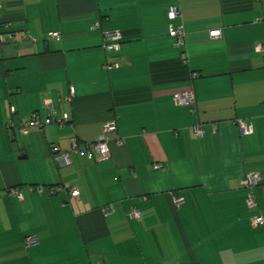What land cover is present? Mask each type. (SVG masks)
<instances>
[{"label":"crops","instance_id":"0c3cea01","mask_svg":"<svg viewBox=\"0 0 264 264\" xmlns=\"http://www.w3.org/2000/svg\"><path fill=\"white\" fill-rule=\"evenodd\" d=\"M106 30L118 50L103 49ZM260 44L264 0H0V264H264ZM189 88L191 106L172 102ZM44 100L69 124H44ZM31 113L39 125L20 131ZM113 114L119 144L101 131ZM71 138L79 148L58 164L51 148ZM101 139L108 156L80 152ZM250 172L253 207L239 183Z\"/></svg>","mask_w":264,"mask_h":264},{"label":"built area","instance_id":"2783aa9c","mask_svg":"<svg viewBox=\"0 0 264 264\" xmlns=\"http://www.w3.org/2000/svg\"><path fill=\"white\" fill-rule=\"evenodd\" d=\"M178 10L175 7H169L167 12H166V18L168 19V24H167V34L171 37L174 38V44L179 46L183 43V36H184V31L181 26V24H173V20L177 16ZM94 26H98V23H94ZM208 35L210 37L214 36H219L220 35V30L215 29V30H210L208 32ZM49 36L55 37L58 36L57 32L50 33ZM21 37H27L29 38V35L26 33H21ZM121 39V34L119 31L116 30H106L102 32V47L106 51H116L119 49V41ZM258 50H261L264 52V44L258 45ZM182 57H184V54H182ZM264 59V55H263ZM110 66H116V64H111ZM107 67H109L107 65ZM192 76H195L196 73L193 72L191 74ZM69 93H72V88L69 87ZM172 102L176 105H182V106H191L194 102V95L193 91L191 88L183 91H178L174 92L171 96ZM42 107L47 109V115L43 121L44 124H49L51 122L55 123L57 126H63L66 124H69L68 118L65 114L61 116H55V111L51 107L50 102L48 100H44L42 103ZM10 112H13L14 109L12 106L9 107ZM115 119L116 116L113 114V116L107 120L105 123L102 124L101 126V131L104 134H110L112 135V140L119 144L120 139L117 137L115 130H116V125H115ZM233 123L237 126L240 134L242 135H248L252 132L251 124L249 121L245 119H235ZM39 125V120L38 116L36 113H31L28 116L23 117L20 119L19 123V130L24 131L25 128L30 125ZM10 123H7V126H9ZM188 130L191 132V134L195 137H198L202 134V128L201 125L196 124L193 126H190ZM79 148L78 142L75 138H71L69 141V148L67 150H59L57 146H53L51 148V151L54 156L55 161L58 164H68L70 162V157L71 154H73L77 149ZM87 158H90L94 155H97L99 157H106L109 155V145H108V140L107 139H101L97 141H91V142H86L84 143L82 149L80 150ZM159 165L155 164L153 168H157ZM259 180V175L255 172H250L244 174L240 178V185L244 188L247 189L246 197H245V205L247 207H253L255 206L256 202L255 199L251 193V188L255 185L258 184ZM39 190L40 188L37 187ZM69 193L72 195L77 194V190L75 188H69L68 189ZM262 192L264 194V185H262ZM8 193L11 195H16L19 194V191L17 188H9ZM183 201L182 196H173L172 197V202L175 205L180 204ZM128 216L131 218H137L138 217V212L135 208H132L130 212L128 213ZM263 223V218L260 215H255L250 219V224L251 226H256L259 224ZM37 242V238L35 236H26L23 239V244L25 247L35 244ZM264 258V254H263ZM99 264V263H96Z\"/></svg>","mask_w":264,"mask_h":264}]
</instances>
